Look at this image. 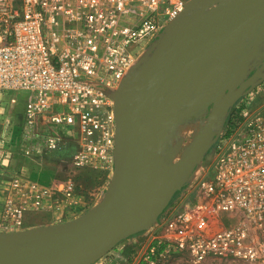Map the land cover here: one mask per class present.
I'll use <instances>...</instances> for the list:
<instances>
[{"label":"built area","instance_id":"obj_1","mask_svg":"<svg viewBox=\"0 0 264 264\" xmlns=\"http://www.w3.org/2000/svg\"><path fill=\"white\" fill-rule=\"evenodd\" d=\"M190 1L0 0V94H29L24 143L39 154L56 152L71 140V130L79 135L75 163L113 172L111 92L137 64L138 49ZM212 172L196 186L197 201L186 200L152 235L138 264H170L184 252L190 264L208 258L264 264V105L218 145ZM12 186L6 230L22 227L29 201L46 198L36 181L16 178ZM75 190L72 181L62 185L72 202Z\"/></svg>","mask_w":264,"mask_h":264},{"label":"rangeland","instance_id":"obj_2","mask_svg":"<svg viewBox=\"0 0 264 264\" xmlns=\"http://www.w3.org/2000/svg\"><path fill=\"white\" fill-rule=\"evenodd\" d=\"M260 5L259 0H202L191 3L182 17L172 21L167 28L138 49V66L131 74L129 89L126 91H135L136 94L132 99L126 100L124 112L185 56L225 34ZM263 72L264 15L248 25L230 42L188 68L160 94L159 101L150 106L147 113L146 121L149 124L145 127L143 136L146 134L148 153L155 161L154 166L158 165V174L166 179L162 184L163 189L160 188L149 197L145 194L139 196L136 215L139 216L149 209L153 205L154 197L159 194L167 197L162 215L156 226L132 230L128 237L111 247L95 263L99 261L100 264H138L149 249L153 230L163 220L176 214L184 201H197L196 186L206 173H213L212 165L218 145L227 143L245 118L264 105V81L259 80L253 89L246 91L227 111L224 110L217 125L208 132V117L213 108L222 102L214 100L216 91L231 83L228 95L234 98L236 90L251 75ZM120 84L111 92L112 97L119 90ZM28 96L26 92L0 94V124L6 123V137L9 138L5 152H21V134ZM12 98H16L17 103L13 104ZM231 111L235 120L241 118L240 123L227 121ZM70 132L71 130H68L66 136L77 141L79 135H70ZM202 138L205 139L204 142ZM70 146L71 149H68L71 153L68 152L70 155L65 162L64 157L58 156L60 150L45 153L42 157L48 158L46 163H50L54 158L55 162L47 165L57 172L56 181L59 185L67 181L74 183V202L65 198L62 191L58 192V199L62 204L58 213L50 211L48 215L46 212L28 214L26 226L19 228L21 230L18 233L46 228L51 221L56 225L63 224L72 219V215L78 219L102 201L112 181L116 163L114 162L113 172L77 165L73 159L78 150L77 143H66V147ZM222 219L226 226L231 222L226 218ZM159 229L156 231L159 232ZM29 242L33 241L18 243L17 246L30 244ZM178 261L180 263H177ZM170 264H190L189 255L185 252L175 255ZM203 264L248 263L208 258Z\"/></svg>","mask_w":264,"mask_h":264},{"label":"water","instance_id":"obj_3","mask_svg":"<svg viewBox=\"0 0 264 264\" xmlns=\"http://www.w3.org/2000/svg\"><path fill=\"white\" fill-rule=\"evenodd\" d=\"M199 1L202 0H191L186 10L191 3ZM259 2L261 5L256 10L247 14L225 34L180 60L124 112L126 100L132 99L136 94L135 91L126 93L131 74L138 63L134 66L113 95L117 124L116 165L112 181L102 201L93 210L64 225L28 232L0 233V264H86L104 256L111 247L128 237L132 230L151 228L158 221V216L167 201V197L161 194L154 197L153 205L141 215L137 216L135 211L139 196L145 194L149 197L160 188L163 189L162 184L166 179L158 174V165L154 166L155 161L148 153L146 134L143 136V131L145 132V127L149 124L146 116L150 106L156 104L161 98L160 94L188 68L230 42L248 25L264 15V0ZM259 80L264 81V72L251 75L236 90L234 98L228 95L231 83L221 86L216 91L214 100L222 102L213 108L208 117V132L217 125L222 112L227 111L246 91L253 89ZM204 141L202 138V142ZM139 186L143 188L141 192L138 190ZM184 203L185 201L181 207ZM135 216L138 218L135 219ZM28 241L33 242L17 246L18 243Z\"/></svg>","mask_w":264,"mask_h":264},{"label":"crops","instance_id":"obj_4","mask_svg":"<svg viewBox=\"0 0 264 264\" xmlns=\"http://www.w3.org/2000/svg\"><path fill=\"white\" fill-rule=\"evenodd\" d=\"M24 117H25V114H24ZM5 124L6 123L0 124V233L12 234V233H18V231H20L23 226H26L28 222L27 215L30 213L46 212L47 215L48 213H50V211L53 213L54 212L58 213L59 209L62 206L60 200L58 199V192L62 191V185H59L58 182L56 181L57 172L55 171V169H51V167L47 165V164H51L55 162L54 158L52 159L53 161L49 159L51 161L50 163H46L48 158L45 159L44 157H42L43 154H39L36 151H33L32 148L27 146L23 141L22 134H21V144H22L21 152L23 154L21 152L19 153L5 152L7 150V148L6 150H4L5 145L7 144V141H9L8 140L9 138L6 137L8 128L6 127ZM38 129L42 131L44 130V127H40ZM72 141L75 142L76 139L67 140V143H71V144L77 143V141L75 143ZM63 159L65 162L68 158L67 159L63 158ZM16 178L23 180V181L38 182L42 190L46 191V198L41 200L36 205L32 204L31 201L27 203L23 225L20 230L19 228H14V227H12L9 230H6V229H3L4 228V220H3L4 207H5L7 200L9 199V196L11 195V191L13 188L12 181L13 179H16ZM161 215L162 213L159 214L158 220L161 217ZM70 218L72 219L65 221L63 224H59V226L67 224L68 222H71L72 220L77 219V216L75 217L72 215L70 216ZM165 221L166 220H163V222L159 224L155 230H153L152 235L156 232L158 228L162 226V224ZM157 223L158 221L155 222L152 225V227L156 226ZM56 226L58 225H56L53 221H51L49 226H47L46 228H51V227H56ZM148 245L150 246L151 243ZM121 247L119 249H121ZM177 263H180V262L178 261ZM86 264H100V262L97 261L95 263V261L92 260Z\"/></svg>","mask_w":264,"mask_h":264},{"label":"trees","instance_id":"obj_5","mask_svg":"<svg viewBox=\"0 0 264 264\" xmlns=\"http://www.w3.org/2000/svg\"><path fill=\"white\" fill-rule=\"evenodd\" d=\"M235 119L233 118V111H231L230 113H229V115H228V119H227V121H229L230 123L231 122H234L235 124H238V122L240 123L241 122V118H239L238 117V119L237 120H235ZM71 149V146L70 147H65V148H63L62 150H60L59 152H58V156L60 157V158H67V157H69V155H70V151L71 150H69V149ZM68 152H70V153H68Z\"/></svg>","mask_w":264,"mask_h":264},{"label":"bare ground","instance_id":"obj_6","mask_svg":"<svg viewBox=\"0 0 264 264\" xmlns=\"http://www.w3.org/2000/svg\"><path fill=\"white\" fill-rule=\"evenodd\" d=\"M256 3V2H255ZM236 15V14H235ZM242 17V16H241ZM224 112V111H223ZM222 112V113H223ZM140 189V190H139ZM138 190H139V192H141L142 190H143V188H141L140 186L138 187ZM137 195H138V192H137ZM135 211H136V207H135Z\"/></svg>","mask_w":264,"mask_h":264}]
</instances>
